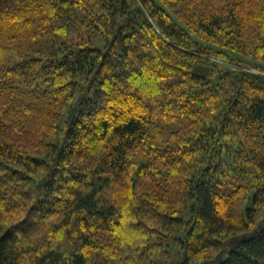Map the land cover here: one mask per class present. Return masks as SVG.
Listing matches in <instances>:
<instances>
[{
    "label": "trees",
    "instance_id": "1",
    "mask_svg": "<svg viewBox=\"0 0 264 264\" xmlns=\"http://www.w3.org/2000/svg\"><path fill=\"white\" fill-rule=\"evenodd\" d=\"M0 264H264V0H0Z\"/></svg>",
    "mask_w": 264,
    "mask_h": 264
},
{
    "label": "rangeland",
    "instance_id": "2",
    "mask_svg": "<svg viewBox=\"0 0 264 264\" xmlns=\"http://www.w3.org/2000/svg\"><path fill=\"white\" fill-rule=\"evenodd\" d=\"M175 259H176L175 256L173 254H171L170 258H169L170 262L173 263L175 261Z\"/></svg>",
    "mask_w": 264,
    "mask_h": 264
}]
</instances>
